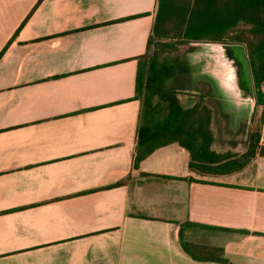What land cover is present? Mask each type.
Wrapping results in <instances>:
<instances>
[{"label": "crops", "instance_id": "crops-1", "mask_svg": "<svg viewBox=\"0 0 264 264\" xmlns=\"http://www.w3.org/2000/svg\"><path fill=\"white\" fill-rule=\"evenodd\" d=\"M155 3L0 0V264H264V156L132 166Z\"/></svg>", "mask_w": 264, "mask_h": 264}, {"label": "trees", "instance_id": "trees-1", "mask_svg": "<svg viewBox=\"0 0 264 264\" xmlns=\"http://www.w3.org/2000/svg\"><path fill=\"white\" fill-rule=\"evenodd\" d=\"M246 34L256 107L264 109V0H156L146 50L136 58L134 99L139 101V112L134 168L156 149L172 143L188 152V166L198 174L227 175L243 169L256 155L264 156L259 131L248 136L240 154L214 151L210 109L200 100L187 107L181 101L180 95L188 96L190 89L188 69L177 62L167 65L158 52L149 53L152 39L244 44ZM182 248L186 250L183 244Z\"/></svg>", "mask_w": 264, "mask_h": 264}, {"label": "rangeland", "instance_id": "rangeland-1", "mask_svg": "<svg viewBox=\"0 0 264 264\" xmlns=\"http://www.w3.org/2000/svg\"><path fill=\"white\" fill-rule=\"evenodd\" d=\"M239 27L237 30H241ZM244 46L249 35H245ZM158 52L160 60L167 65L176 62L186 66L190 89L185 96L180 95L184 106H190L200 100L201 105L210 109L212 135L214 141L212 146L218 153H233L234 150L246 149L248 136L259 131L262 143H264V109L254 108L250 113L249 107L244 104H236L235 100L226 96L217 88L216 73L220 67L214 61V55L210 52L206 43L181 44L172 38L152 39L149 46V53ZM212 54V55H211ZM174 82L168 85L174 86ZM202 98L199 99L198 97Z\"/></svg>", "mask_w": 264, "mask_h": 264}, {"label": "water", "instance_id": "water-1", "mask_svg": "<svg viewBox=\"0 0 264 264\" xmlns=\"http://www.w3.org/2000/svg\"><path fill=\"white\" fill-rule=\"evenodd\" d=\"M219 72L216 73L217 88L236 104L256 106L255 90L251 76L246 47L240 43L207 42ZM211 54V55H212Z\"/></svg>", "mask_w": 264, "mask_h": 264}]
</instances>
